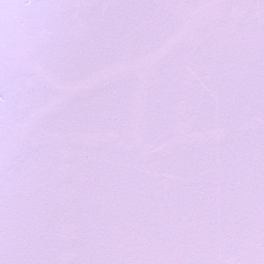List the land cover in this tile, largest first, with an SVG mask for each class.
Listing matches in <instances>:
<instances>
[{
	"label": "snow or ice",
	"instance_id": "1",
	"mask_svg": "<svg viewBox=\"0 0 264 264\" xmlns=\"http://www.w3.org/2000/svg\"><path fill=\"white\" fill-rule=\"evenodd\" d=\"M0 264H264V0H0Z\"/></svg>",
	"mask_w": 264,
	"mask_h": 264
}]
</instances>
